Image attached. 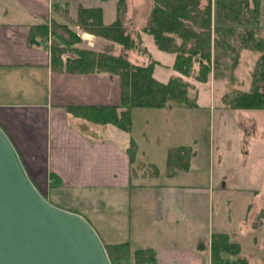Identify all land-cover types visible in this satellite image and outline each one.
<instances>
[{
    "label": "crops",
    "instance_id": "1",
    "mask_svg": "<svg viewBox=\"0 0 264 264\" xmlns=\"http://www.w3.org/2000/svg\"><path fill=\"white\" fill-rule=\"evenodd\" d=\"M107 2L109 0H99V4H91L90 0H0V128L18 153L30 180L44 197L54 188L72 190L86 197L80 199L81 211L72 212L90 223L103 244L127 242L131 250L152 249L156 254L155 264H211L210 237L213 233H223L239 245L237 257L251 264L243 256L241 234L246 227L252 228L251 231H260L263 226L262 217L257 224L254 221V226L250 223L253 210L262 197L256 190L247 188L253 192L252 201L242 206V214L237 215L239 217L233 216L229 220L236 225V229L214 231L209 225L205 227L203 216L199 215V211L203 210V200L205 204L211 201L215 189L213 178L209 174L208 181L203 185L185 179L192 176L191 165L196 152L187 171L166 176V180L171 182L169 184L154 183L162 174L159 168L156 178L142 176L143 169L139 166L154 165V160H150L151 163L137 162L138 158L149 156L150 151L155 153V149L166 155L172 147L193 149V130L189 122L191 112L208 109L211 113L214 107L211 106L210 110L208 104H200L195 96L196 109L135 108L131 110L130 133L111 124H93L74 116L68 109L119 106V78L105 73L53 71L49 44H28L31 27L52 20L67 25L56 14L55 7L66 5L71 18L76 16L78 6L99 7L103 23L111 24L116 19V6L115 19L108 23L102 6ZM129 16L126 11V25L133 31H139L144 42L142 34L145 33L140 30L146 22L138 25L137 19L133 23ZM68 27L73 32L79 30L78 36L80 33L83 36L82 48L102 51L96 48L97 44H102L104 49L112 46L109 41L76 27ZM130 53H134L136 59H142L137 65L148 64L147 58L138 57L133 51ZM156 62L157 66H163ZM173 62L174 55L170 64L165 66L172 69ZM175 77L186 78L179 73ZM227 110L224 112L227 113ZM130 139L136 145L133 162H130L128 153ZM170 139L179 142L170 146L167 144ZM188 140L191 144L186 142ZM210 141L213 142L211 138ZM179 179L180 182H176ZM226 179L225 173L219 172V200L232 202L233 210L236 194L242 193L243 188L237 185L236 178ZM178 225H182L186 232L182 234ZM253 239V244L257 245L256 238ZM261 241L264 247V237Z\"/></svg>",
    "mask_w": 264,
    "mask_h": 264
},
{
    "label": "trees",
    "instance_id": "2",
    "mask_svg": "<svg viewBox=\"0 0 264 264\" xmlns=\"http://www.w3.org/2000/svg\"><path fill=\"white\" fill-rule=\"evenodd\" d=\"M105 1V0H103ZM152 7L146 24L140 30L151 36L156 48L173 54L172 69L181 76L192 77L198 83L210 78L234 80V71L239 65L240 51L259 53L251 73V87L247 92H234L223 97V102L234 110L264 111V39L257 36L264 0H150ZM204 2V4H203ZM55 12L67 25L50 23L31 27L28 44H49L50 67L56 72L73 74L105 73L120 81V105L112 107H72L74 116L93 124H111L130 133L131 110L135 108L196 109L195 97H189L190 84L179 77L167 82L154 78V67L143 45L139 31L126 25V0H117L116 19L109 25L102 20L99 7L78 6L74 18L68 8L55 7ZM118 44L123 52L133 51L148 59L145 66L131 63L122 52L114 55L107 52L79 48L82 39L69 27ZM128 153L130 162L136 154V145L130 139ZM195 156L191 147L169 148L164 174L167 177L177 171H187ZM147 166V167H146ZM142 176L158 177L154 165H141ZM111 264H155L156 254L152 249L131 250L129 244H104ZM240 247L231 242L228 235L213 233L210 237L211 264H248L237 257ZM237 257L236 259H230Z\"/></svg>",
    "mask_w": 264,
    "mask_h": 264
},
{
    "label": "rangeland",
    "instance_id": "3",
    "mask_svg": "<svg viewBox=\"0 0 264 264\" xmlns=\"http://www.w3.org/2000/svg\"><path fill=\"white\" fill-rule=\"evenodd\" d=\"M98 1L99 0H90L91 4H99ZM116 1L117 0H109V2L102 4L105 11V21L108 23L115 19ZM126 4L127 13L130 15L129 19L131 22L134 23V20L137 19L136 22L138 25L144 24L148 18L147 14L151 9L152 2L150 0H126ZM71 15H73V11H71ZM128 29H130V27H128ZM75 31V33L79 35V30L75 29ZM257 36L264 39V2H262L261 5V16ZM79 37L82 39L83 36L81 33ZM142 38L144 41L143 44L150 53L151 58L163 64V66L156 65L153 76L161 82H166L168 79L177 76L178 73L170 67L168 68L165 66L169 65L173 60V54L158 50L151 36L142 34ZM80 45L81 44H79L78 47L82 48ZM102 46V44H97L96 48L103 49L102 52L111 54H120L123 52H121V47L115 43H112V46L106 49L101 48ZM123 53L133 64L137 65L141 63L142 59H136L134 53H130V51ZM139 56L140 55H138V57ZM258 56L259 53L254 51H240L239 65L234 71V80L232 83L227 78L221 80H213L210 78L206 83H198L194 81L192 77L182 78L183 81L191 85L188 92L189 97L197 96V102L203 105L208 104L210 110H212L211 106L214 107L211 113L208 109L200 110L199 112H191L192 119H190L189 122L193 130L191 139L192 144L189 142L190 140L186 142L193 146V150L196 152L197 156L192 161V176H186L185 178L194 184L198 183L202 185L208 181L209 174L211 178H213L212 182L215 184V189L212 192L211 201L205 204L203 200V210L201 209L202 212L201 210L199 211V215L201 216L202 214V219L206 223L205 227L209 225L210 229L214 231L230 232L231 229H236V225H233L229 220L231 217L233 219V216L239 217L237 215L242 214V206L244 207L246 203L252 201L253 192L248 191L247 188L256 190V192L262 196L259 200L260 202L256 204L255 210H253L255 212H253V219H251L250 222L251 225H255L254 221L256 224L262 221L261 217L264 218V111L231 110L223 102V97L225 95H230L234 92L249 91L252 81L251 73ZM261 91H264V88H262ZM225 110H227V113L224 112ZM238 133L240 134L241 140ZM162 138L166 141L164 135H162ZM210 138L213 142L210 141ZM175 142L179 141L170 139L167 141V144L171 146L172 144H176ZM150 160H154L153 164L159 168L160 173H162L159 179L154 181V183H171L166 180L164 174L166 153L161 154L155 149V153L152 154L150 151L149 156L146 155L140 159L138 158L137 162L151 163L149 162ZM219 172L221 174L225 173L227 176L226 180L236 178L237 185L243 188L242 193L236 194L233 210H231L232 202H228L226 199L219 200V196L221 195L220 189L217 186V176ZM176 182H180V179ZM45 198L54 206L71 212H80L82 208V201L80 199L86 197H84L82 193L78 194L72 190L54 188L48 192ZM237 221L234 223H237ZM181 226L182 225H178V228L183 234L186 231L184 227ZM251 230L252 228L247 229L246 227L244 233L241 234L243 256L247 258L251 264H264V247L261 245L263 243L261 239L264 237V221L260 231ZM176 233L181 235L179 232ZM254 237L256 238L257 245L253 244ZM236 258L237 257H231L230 259L233 260Z\"/></svg>",
    "mask_w": 264,
    "mask_h": 264
},
{
    "label": "water",
    "instance_id": "4",
    "mask_svg": "<svg viewBox=\"0 0 264 264\" xmlns=\"http://www.w3.org/2000/svg\"><path fill=\"white\" fill-rule=\"evenodd\" d=\"M0 264H111L90 223L36 189L1 128Z\"/></svg>",
    "mask_w": 264,
    "mask_h": 264
},
{
    "label": "bare ground",
    "instance_id": "5",
    "mask_svg": "<svg viewBox=\"0 0 264 264\" xmlns=\"http://www.w3.org/2000/svg\"><path fill=\"white\" fill-rule=\"evenodd\" d=\"M87 38V36H85Z\"/></svg>",
    "mask_w": 264,
    "mask_h": 264
}]
</instances>
